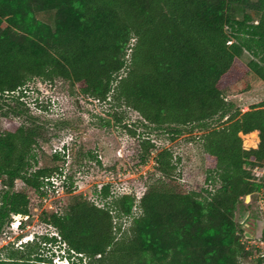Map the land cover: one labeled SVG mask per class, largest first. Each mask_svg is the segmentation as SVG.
<instances>
[{
  "label": "trees",
  "instance_id": "1",
  "mask_svg": "<svg viewBox=\"0 0 264 264\" xmlns=\"http://www.w3.org/2000/svg\"><path fill=\"white\" fill-rule=\"evenodd\" d=\"M40 12H53V22ZM245 77L264 84V0H0V110L8 107L0 115L24 118L19 126L6 121L0 132V232L30 212L28 196L13 190L16 179L42 194L45 178L62 173L29 171L45 129L23 94H14L33 78L61 79L78 88L74 94L131 109L146 134L172 141L190 133L204 167L202 186L177 190L179 159L142 134L134 152L145 163L155 151L158 174L140 197L113 196L109 183L93 190L102 205L73 194L48 214L55 235L34 236L0 264H56L40 253L52 242L75 255L71 264H238L249 251L236 211L264 188V175L252 171L264 166V101L241 111L226 97V87ZM241 134L258 136L257 145L245 148Z\"/></svg>",
  "mask_w": 264,
  "mask_h": 264
},
{
  "label": "rangeland",
  "instance_id": "2",
  "mask_svg": "<svg viewBox=\"0 0 264 264\" xmlns=\"http://www.w3.org/2000/svg\"><path fill=\"white\" fill-rule=\"evenodd\" d=\"M47 14L49 16L40 12L38 17L52 23L53 12ZM247 59L248 55L245 54L240 61L245 64ZM245 86L249 88L240 91ZM77 89L76 86L70 87L68 82L61 79L48 82L33 78L14 94H23V102L45 129L43 138L32 146V157H29L28 161L29 171L38 168L49 170L57 168V171L52 172L62 173L56 181H62L63 176L67 175L66 184L69 189L68 192L64 188L58 192L39 194L31 191L20 179H16L13 190L24 192L28 196L30 212L27 219L23 218L25 221L22 228H14L16 223L13 221L16 215L3 225L0 238L4 236L3 232H6L9 241L6 243L0 241V258H5L10 249H21L25 241L34 239V236L40 239L44 235L48 237L55 235L56 230L47 221L48 214L60 211L73 194H81L102 205L93 190L103 183H109L113 196L131 192L137 198L140 197L149 183L148 177L157 173L155 151L148 156L145 163L140 161V153L134 152L136 139L142 134L148 135L158 147H170L175 158L179 159L173 179L177 190L185 192L203 185L204 167L197 159L196 149L187 139L190 133H185L172 141L168 140L165 134L160 136L154 133L146 134L144 131L147 130L139 125L138 120L141 119L135 111L124 106L114 108L109 103L74 94ZM226 90L231 92L226 96L227 99L241 111L264 101V84L251 78L245 77L234 87H226ZM5 99L6 102L10 100ZM2 104V110L8 108L6 103ZM116 117H120V121ZM8 118L4 119L0 115V132L4 131L6 121L13 122V126H19L24 121L23 117ZM62 121L66 122L67 126L61 127ZM128 128L136 130V136L132 137ZM194 134H198V131H194ZM242 140L245 148L255 147L258 136L254 140L252 136L243 135ZM260 177L259 175L256 178ZM261 178L264 180V177ZM1 188L0 182V193ZM247 216L248 222L251 223L247 228H243ZM235 219L244 230L247 240L241 236V241L247 246L254 244L259 236H264V188L245 197L239 204ZM115 222L122 229L128 226L126 219L115 218ZM249 235L251 238H248ZM246 250L249 254L241 257L238 264H264L258 261L254 247ZM40 253L42 257L51 259L52 263L58 261L60 264H66L65 260L61 262L57 257L62 260L64 257L68 258V254L71 255L68 258L69 262L77 260L71 251H67L63 244L58 242L41 246Z\"/></svg>",
  "mask_w": 264,
  "mask_h": 264
},
{
  "label": "built area",
  "instance_id": "3",
  "mask_svg": "<svg viewBox=\"0 0 264 264\" xmlns=\"http://www.w3.org/2000/svg\"><path fill=\"white\" fill-rule=\"evenodd\" d=\"M255 171H257L256 173H254ZM259 172V174H257ZM253 173L255 177H259L263 176L264 173V166L259 167V166H255L253 169ZM57 174L51 175L49 177H46L44 180V184L42 185L41 189L44 190V192H58L59 189L62 191L64 189L63 187V182L59 181L57 182ZM15 217V218H14ZM14 221L16 224L14 226V228H19V223H20V219L23 217L20 214H17L16 216H14ZM25 218V216L23 217ZM12 222V224H13ZM4 236H1L0 241H2L3 243L7 242V237H6V232H3ZM25 238V237H24ZM9 241V240H8ZM253 241V240H252ZM243 244L245 245V249H248L249 247H254L256 254L258 255V258L262 259V263H264V236H259L257 238V240L254 242V244H250L249 246H247V244L242 241ZM57 260H60L61 262H63L65 260V262H67L66 264H71V262H69V259L67 257H64V259H60V257H57ZM84 263L86 262V258H83ZM57 264H60L58 261L56 262ZM62 264V263H61Z\"/></svg>",
  "mask_w": 264,
  "mask_h": 264
},
{
  "label": "flooded vegetation",
  "instance_id": "4",
  "mask_svg": "<svg viewBox=\"0 0 264 264\" xmlns=\"http://www.w3.org/2000/svg\"><path fill=\"white\" fill-rule=\"evenodd\" d=\"M249 216L246 217V219L243 222V228H247L248 226H250L251 222H248ZM249 224V225H248Z\"/></svg>",
  "mask_w": 264,
  "mask_h": 264
},
{
  "label": "water",
  "instance_id": "5",
  "mask_svg": "<svg viewBox=\"0 0 264 264\" xmlns=\"http://www.w3.org/2000/svg\"><path fill=\"white\" fill-rule=\"evenodd\" d=\"M248 238H251V235H249V237Z\"/></svg>",
  "mask_w": 264,
  "mask_h": 264
},
{
  "label": "crops",
  "instance_id": "6",
  "mask_svg": "<svg viewBox=\"0 0 264 264\" xmlns=\"http://www.w3.org/2000/svg\"><path fill=\"white\" fill-rule=\"evenodd\" d=\"M243 136V135H242ZM256 138V137H255ZM255 140V139H254Z\"/></svg>",
  "mask_w": 264,
  "mask_h": 264
},
{
  "label": "clouds",
  "instance_id": "7",
  "mask_svg": "<svg viewBox=\"0 0 264 264\" xmlns=\"http://www.w3.org/2000/svg\"><path fill=\"white\" fill-rule=\"evenodd\" d=\"M33 236V235H32Z\"/></svg>",
  "mask_w": 264,
  "mask_h": 264
}]
</instances>
